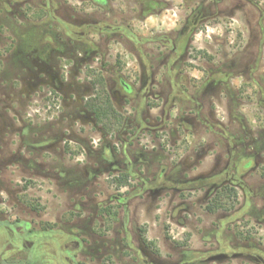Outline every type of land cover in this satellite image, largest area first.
Here are the masks:
<instances>
[{"label": "flooded vegetation", "instance_id": "flooded-vegetation-1", "mask_svg": "<svg viewBox=\"0 0 264 264\" xmlns=\"http://www.w3.org/2000/svg\"><path fill=\"white\" fill-rule=\"evenodd\" d=\"M167 6L0 0V264H264V6Z\"/></svg>", "mask_w": 264, "mask_h": 264}, {"label": "rangeland", "instance_id": "rangeland-1", "mask_svg": "<svg viewBox=\"0 0 264 264\" xmlns=\"http://www.w3.org/2000/svg\"><path fill=\"white\" fill-rule=\"evenodd\" d=\"M167 2V10L163 12L160 16H151L145 22H141L136 24L138 30L142 29L145 35H149V33H154L158 30L169 29L174 27V23L177 21V16L180 14L179 5L182 0H165ZM259 4L264 6V0H256ZM231 28H237V23L231 21ZM210 34V31L204 33V35H200L197 37L196 42L199 43L200 46L204 47L207 46L209 39L206 35ZM122 58L129 63V66L132 63L128 60L127 54L122 52ZM264 58V57H263ZM53 98V97H52ZM60 102L58 99L53 98V101L50 100L49 103L41 102V103H34L33 106L29 109L27 119L31 124H34L38 128H42L44 126L43 120H47L48 118H56V115L60 112ZM99 139L97 134H93L92 138L89 139L91 144L96 142ZM174 235V234H173Z\"/></svg>", "mask_w": 264, "mask_h": 264}]
</instances>
